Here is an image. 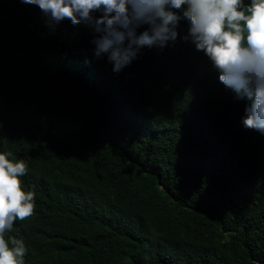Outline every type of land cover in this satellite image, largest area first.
<instances>
[{
  "label": "trees",
  "instance_id": "16d2710c",
  "mask_svg": "<svg viewBox=\"0 0 264 264\" xmlns=\"http://www.w3.org/2000/svg\"><path fill=\"white\" fill-rule=\"evenodd\" d=\"M177 32L117 73L86 22L0 0V151L37 193L11 233L26 264H264V133Z\"/></svg>",
  "mask_w": 264,
  "mask_h": 264
},
{
  "label": "clouds",
  "instance_id": "9594fccd",
  "mask_svg": "<svg viewBox=\"0 0 264 264\" xmlns=\"http://www.w3.org/2000/svg\"><path fill=\"white\" fill-rule=\"evenodd\" d=\"M21 2L38 6L49 27L64 20L89 24L98 34L93 40L95 55L108 54L117 73L141 48L174 43L179 22H186L188 36L219 74L220 83L249 102L243 126L264 133V0ZM27 172L24 159L0 151V264H26V240L11 233L17 221L23 222L35 212V187L27 188L22 179Z\"/></svg>",
  "mask_w": 264,
  "mask_h": 264
}]
</instances>
